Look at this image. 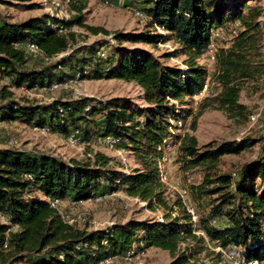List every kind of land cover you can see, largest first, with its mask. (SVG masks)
Instances as JSON below:
<instances>
[{
	"label": "trees",
	"instance_id": "trees-1",
	"mask_svg": "<svg viewBox=\"0 0 264 264\" xmlns=\"http://www.w3.org/2000/svg\"><path fill=\"white\" fill-rule=\"evenodd\" d=\"M250 1L131 0V5L140 6L135 10L145 14V22L156 31L123 36L122 40L156 46L169 38L179 46L177 53L186 57L183 68L168 66L162 57L140 48L119 47L110 61V57L102 56L101 49L93 45L75 49V35L70 33V28L74 22L81 25L80 18L70 21L43 15V18L9 23L0 16V82H8L0 88V122L48 126L49 132L63 135L83 132L85 138L91 132L78 124L91 120L89 116L96 112L94 107H102L99 132L103 131L106 137H117L118 148L132 152L138 164L128 173H107L110 159L99 153L86 162H66L48 154L0 149V213L7 219V224L0 222V264H98L110 256H120L136 242L143 244L136 249L139 252L148 248L175 251L183 228L177 227L176 221L169 225L130 220L87 232L66 222L49 200L81 203L92 201L95 195L122 192L150 208L152 204L169 212L178 208L188 217L178 196L172 203L166 198L167 189L158 170L163 157L162 141L175 136L171 130L178 127L171 121L180 122L174 102L183 104V98H192L205 83L208 72L197 60L208 56L213 38H217L215 33L223 34L226 24L230 29L223 46L214 52L217 70L211 76L219 92L204 98L200 107L209 104L237 116L246 110L239 103L241 91L264 74L261 53L264 12L263 7L246 8ZM245 8L247 13L243 12ZM83 27L95 35L100 33L97 28ZM119 37L116 35V39ZM27 44H35L38 55H28ZM60 54L67 55L58 60ZM38 56L46 62L56 60L57 68H75L76 64L82 68L69 75L68 80L54 79V69L27 68L29 58ZM92 63L98 67L102 64L105 69L100 70L106 71L104 75L100 70L93 71L95 79L122 80L139 87L145 107L135 108L121 99L97 102L85 98L65 103L54 101L46 106H24L11 99L13 90L20 87L43 89L54 83L82 81ZM252 145L244 139L201 147L193 137L180 142L181 170L203 171L201 185L194 191L196 195L192 191V201L195 202V196L201 200L212 198L201 214L196 215L197 231L201 235L193 238L203 249L193 251L192 255L207 252L204 246L208 241L242 264L252 261L264 264V162L242 165L234 172L235 177L216 169L221 158L240 154ZM185 234L190 236L191 228ZM215 256V264H230L222 261L220 253ZM182 262L181 257L172 264Z\"/></svg>",
	"mask_w": 264,
	"mask_h": 264
},
{
	"label": "rangeland",
	"instance_id": "rangeland-1",
	"mask_svg": "<svg viewBox=\"0 0 264 264\" xmlns=\"http://www.w3.org/2000/svg\"><path fill=\"white\" fill-rule=\"evenodd\" d=\"M130 2L131 0H72V5L63 4L61 9H55L51 4V0H0V16L9 23H21L33 17L43 18V15H51L70 21H76L80 18L81 25L97 28L100 33L95 35L74 22V25L70 28V33L75 35L73 37L75 49L93 45L95 48L101 49L100 53L104 52L108 58L110 57V61L119 47H122L123 50L140 48L151 52L155 57H162V62L168 66L183 68L186 57L177 53L179 52V46L169 38L165 42H159L156 46L132 44L122 40L123 36L156 31L145 20H141L134 15L133 10L140 9V6L131 5ZM263 6L264 0H252L246 4V8L259 7L262 9ZM73 7H76V10ZM246 8L243 10L244 13H247ZM225 28L222 32L225 37L222 39L219 36L213 38L212 44L215 51H218L225 43L224 40L230 25L226 24ZM157 31L160 33V29H157ZM116 35L120 37L116 39ZM175 51L176 54L172 55ZM261 53L264 59V45ZM65 55L67 54L58 55V60ZM93 61L99 62L97 60ZM55 62L56 60L46 62L39 56L31 57L27 68L40 70L45 67L49 68L50 71L54 69L52 78L64 77L67 80L69 75L80 72L82 68L81 65L78 66L77 64L75 68H72V66L70 68H57L58 65ZM197 63L206 69L208 77L216 74V64L210 60L209 56L206 57L205 55V57L198 59ZM100 69H105V66L101 64L98 67V64L92 63L90 68H86V76L82 81L69 80L58 84L57 87L45 88L35 92L15 89L12 92L11 99L24 106H46L54 101L65 103L85 98L97 102L121 99L129 101L135 108L145 107L146 104L142 100V91L139 87L134 83H127L122 80H109L104 77L95 79L93 71ZM100 72L103 75L106 73L105 70H100ZM210 82L215 93H218L219 87L212 79ZM7 85L8 82L5 80L0 82V88ZM247 86L241 91L239 98V103L246 106L242 116L228 114L216 107L209 106V104H205L204 108L201 109V102L206 97L198 101L185 97L181 105L175 102L181 126L173 129L174 138L169 140L168 145L166 144L168 147L162 148L163 157L158 163V170L159 177L167 189L166 198L172 203L178 196L186 208L188 217L183 215L178 208H174L172 212L157 207L155 204H152L153 207L150 208L147 203L119 192L116 196L104 199L101 203L87 200L71 204L67 200L58 207L63 219L79 230L87 232L103 230L114 224H124L130 220L169 225L176 221L177 227L183 228L174 252L159 248H148L137 261L130 264H172L181 257L183 258L182 264H215L217 260L216 253H220L222 261L226 263L227 257L232 255L221 248L222 252H219V247L208 241L205 242L204 246L207 252L192 255L193 251H199L203 248L197 245L193 238V236L197 237L201 233L197 231V220L196 222L193 221L190 210H193L195 215L201 214V210L208 206L212 198L201 200L195 196V202L192 201V191L196 195L194 191L201 185L203 171L200 169L182 171L178 149L180 142L187 137H193L199 147L208 143L240 142L244 139L252 142L253 145L240 154L221 158L216 169L233 174L244 164L264 162V74L255 83ZM94 109H96V112L89 116L91 120H87L81 126L78 124L81 128L87 127L91 134L83 138V132L78 135L74 133L79 138L81 137V141L74 145L67 142L66 137L68 135L53 131L43 135L33 132L31 130L33 125L21 122H0V146L37 154H48L66 162L72 160L86 162V160H92L94 154L99 153L110 159L105 170L107 173L131 172L138 167L135 155L128 150L124 151V149L119 153L105 148L103 139L106 136L102 135L103 131L99 132L102 128L99 124L103 120L100 114L102 107H94ZM252 115L257 116L255 124L250 120ZM13 139L18 141L17 147L9 145V141ZM101 191L102 189L97 192L100 193ZM214 225L218 226L217 223H214ZM189 228H191V235L187 236L185 233ZM142 235V233L139 234V237ZM132 246L133 249H137L142 247L143 244L136 242ZM114 257L108 264H127L119 256ZM20 264L27 263L22 262Z\"/></svg>",
	"mask_w": 264,
	"mask_h": 264
},
{
	"label": "built area",
	"instance_id": "built-area-1",
	"mask_svg": "<svg viewBox=\"0 0 264 264\" xmlns=\"http://www.w3.org/2000/svg\"><path fill=\"white\" fill-rule=\"evenodd\" d=\"M71 2H72V0H60V1L59 0H51V4L55 9H58V8L61 9L63 4L70 5ZM263 12H264V6H263ZM133 13L137 18H139L141 20L147 19L146 15L143 14L142 12L138 11V10H133ZM62 31H63V29L60 28L59 32H62ZM262 31H263V42H264V25L262 27ZM235 33H236V31L233 30V34H235ZM217 36H219L220 39L223 38L220 34L215 33L214 37H217ZM26 52L30 56H36V55H38L39 50L35 44H27L26 45ZM214 52H215V50L213 49V44H211L210 48H209L208 56H209L210 60H212V61L215 60ZM105 55H106L105 53H102V56H105ZM210 80H211V77H208L206 79L205 83L203 84L201 90L192 97L195 101L201 100L204 97H208V96L214 94V89L212 88ZM57 85L58 84L54 83L50 87L54 88V87H57ZM43 89H45V88H43ZM43 89L38 88V87H33L32 89H27L26 87H20L18 90H20V91L28 90V91H34L35 92V91H39V90H43ZM250 120L252 121L253 124H255L257 122V116L252 115L250 117ZM171 123L174 126H181V122L171 121ZM31 130L35 133H40L43 135L49 132V128L47 126H41V127L40 126H32ZM171 132L174 133L173 128H172ZM74 133H76L77 135L79 134L78 132H72L66 137L67 142L70 144H73V145L76 144L78 141H80V138ZM170 139L171 138H168V139H165L162 141V148L168 147L167 145L169 144ZM118 143H119V139L115 136H107L103 139V145L105 146V148L110 149V150H115L117 152L121 151L118 148ZM9 145L13 146V147H17L18 141L16 139H13V140L9 141ZM34 154H37V153H34ZM235 176L236 175L233 173L232 177H235ZM161 178H162V176H161ZM116 194L117 193H111L108 195H102V194L95 195V197L92 199V201L95 203H101L104 199H107V198L110 199V198L116 196ZM49 201H50V204L52 207H59L62 203L67 202V200H58V199H52ZM71 204H74V203L71 202ZM190 216L193 219V221L196 222L197 217H196L193 210H190ZM0 222L3 224H7V219L1 213H0ZM4 247H6V244H4ZM218 250H219V252H222V250L220 248H218ZM142 255H143V252H139L138 250L131 248V249L127 250L125 253L121 254L119 257L124 263L130 264L133 261H137L140 258V256H142ZM114 258H115L114 256H110L106 259L100 260L98 262V264H108ZM227 259H228L227 261H229L230 264H242L238 259H236L233 256H228ZM243 264H258V263L252 261V262L243 263Z\"/></svg>",
	"mask_w": 264,
	"mask_h": 264
},
{
	"label": "crops",
	"instance_id": "crops-1",
	"mask_svg": "<svg viewBox=\"0 0 264 264\" xmlns=\"http://www.w3.org/2000/svg\"><path fill=\"white\" fill-rule=\"evenodd\" d=\"M0 149H8L7 147L0 146Z\"/></svg>",
	"mask_w": 264,
	"mask_h": 264
}]
</instances>
